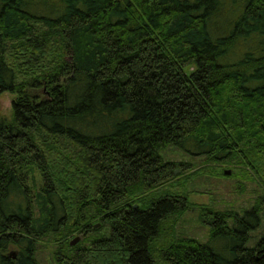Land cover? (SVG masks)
<instances>
[{
  "label": "trees",
  "instance_id": "obj_1",
  "mask_svg": "<svg viewBox=\"0 0 264 264\" xmlns=\"http://www.w3.org/2000/svg\"><path fill=\"white\" fill-rule=\"evenodd\" d=\"M5 92L0 264L45 243L54 264H264L256 209L214 213L206 242L174 233L184 165L160 155L264 191V0H0Z\"/></svg>",
  "mask_w": 264,
  "mask_h": 264
},
{
  "label": "rangeland",
  "instance_id": "obj_2",
  "mask_svg": "<svg viewBox=\"0 0 264 264\" xmlns=\"http://www.w3.org/2000/svg\"><path fill=\"white\" fill-rule=\"evenodd\" d=\"M243 4L239 2L238 6L242 7ZM12 100L13 95L10 93L5 92L0 95V114L7 119L11 117ZM160 155L164 161L184 165L175 166L174 175L178 177L170 179L172 188L183 192L191 205L188 211L174 217L177 224L174 225L173 230L178 237L195 238L200 242H206L209 238V225L214 213L235 211L241 214L253 209L258 211L259 227L251 231V242L248 245L252 246L264 236V191L258 179L243 181L244 171L237 172L230 165L221 163H219L220 166L210 167L207 172L203 173V166L206 162L204 157L191 155L184 149L174 146H168L160 152ZM219 170L223 175L224 171H230V174L219 176ZM76 237L80 236H75L70 241ZM162 238L165 239V237ZM45 244L46 246L42 244L37 250L38 262L39 264H54L50 256L52 249L47 243ZM221 246L224 248L226 243H222Z\"/></svg>",
  "mask_w": 264,
  "mask_h": 264
},
{
  "label": "water",
  "instance_id": "obj_3",
  "mask_svg": "<svg viewBox=\"0 0 264 264\" xmlns=\"http://www.w3.org/2000/svg\"><path fill=\"white\" fill-rule=\"evenodd\" d=\"M229 174H230V171H224V175H229ZM95 226L97 227L98 224H96ZM79 241H80V237L74 238L72 241H70V246L76 245Z\"/></svg>",
  "mask_w": 264,
  "mask_h": 264
},
{
  "label": "flooded vegetation",
  "instance_id": "obj_4",
  "mask_svg": "<svg viewBox=\"0 0 264 264\" xmlns=\"http://www.w3.org/2000/svg\"><path fill=\"white\" fill-rule=\"evenodd\" d=\"M15 253V252H14ZM15 258V257H14Z\"/></svg>",
  "mask_w": 264,
  "mask_h": 264
}]
</instances>
